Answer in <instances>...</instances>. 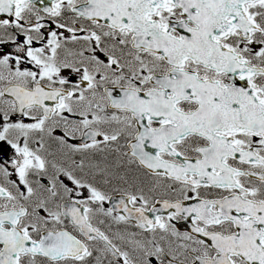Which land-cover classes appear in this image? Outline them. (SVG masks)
I'll return each mask as SVG.
<instances>
[{
	"label": "snow or ice",
	"instance_id": "obj_1",
	"mask_svg": "<svg viewBox=\"0 0 264 264\" xmlns=\"http://www.w3.org/2000/svg\"><path fill=\"white\" fill-rule=\"evenodd\" d=\"M0 264H264V0H0Z\"/></svg>",
	"mask_w": 264,
	"mask_h": 264
}]
</instances>
